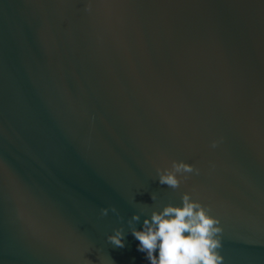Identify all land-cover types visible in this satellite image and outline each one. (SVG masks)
<instances>
[{"label":"water","instance_id":"water-1","mask_svg":"<svg viewBox=\"0 0 264 264\" xmlns=\"http://www.w3.org/2000/svg\"><path fill=\"white\" fill-rule=\"evenodd\" d=\"M0 264H264V0H0Z\"/></svg>","mask_w":264,"mask_h":264}]
</instances>
